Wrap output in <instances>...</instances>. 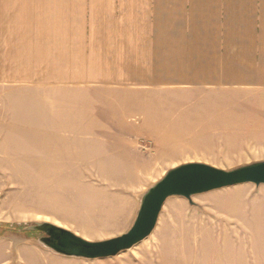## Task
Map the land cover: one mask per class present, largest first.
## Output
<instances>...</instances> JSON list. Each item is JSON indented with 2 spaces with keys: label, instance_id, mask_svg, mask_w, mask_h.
Here are the masks:
<instances>
[{
  "label": "crops",
  "instance_id": "obj_1",
  "mask_svg": "<svg viewBox=\"0 0 264 264\" xmlns=\"http://www.w3.org/2000/svg\"><path fill=\"white\" fill-rule=\"evenodd\" d=\"M58 5V34L37 37L30 19L16 13L35 0H0V140L26 131L30 154L28 165L13 166L17 171L126 172L122 150H77L69 162L60 143L146 136L137 127L157 124L179 92H204L207 114L219 110L239 124L264 120V0ZM259 191L220 202L234 217L228 220L251 227L255 238L264 236ZM238 252L239 260L225 263L264 264L254 247Z\"/></svg>",
  "mask_w": 264,
  "mask_h": 264
},
{
  "label": "rangeland",
  "instance_id": "obj_2",
  "mask_svg": "<svg viewBox=\"0 0 264 264\" xmlns=\"http://www.w3.org/2000/svg\"><path fill=\"white\" fill-rule=\"evenodd\" d=\"M58 4L59 0H35L34 8L20 6L16 13L24 20L30 19L29 26L33 23L37 37L53 36L58 34ZM203 94L199 91L175 94L174 105L165 109L157 124L149 121L143 130L137 127L148 135L137 136L133 141L60 143L69 155L62 160L69 162L76 160L71 152L77 150L79 153L91 148L122 150L129 164L126 172L33 173L27 167L21 169L25 171H17L13 166L30 163L26 131L20 130L16 135L10 131L5 133L0 140V224L21 228L19 232L0 236L3 251L0 262L226 264L239 260L238 250L247 251L252 247L260 250L257 256H264L261 251L264 236H251L254 231L251 227L228 220L233 215L227 208H220L222 200H246L255 197L259 190L258 196L264 201V187L251 184L193 196L194 206L184 198H169L150 237L112 258L82 260L55 255L36 243L40 234L23 231L34 223H49L91 242L109 240L129 230L140 195L168 170L183 164L202 163L228 171L264 161V120L239 124L235 119L221 117L219 110L207 114L201 101ZM260 214L264 218V207ZM259 232L264 234V227Z\"/></svg>",
  "mask_w": 264,
  "mask_h": 264
},
{
  "label": "water",
  "instance_id": "obj_3",
  "mask_svg": "<svg viewBox=\"0 0 264 264\" xmlns=\"http://www.w3.org/2000/svg\"><path fill=\"white\" fill-rule=\"evenodd\" d=\"M244 184L264 186V161L228 171L202 163L183 164L168 170L140 195L134 221L121 236L91 242L49 223H34L24 227L23 231L40 234L36 243L55 255L82 260L112 258L150 237L169 198H184L194 206L193 196Z\"/></svg>",
  "mask_w": 264,
  "mask_h": 264
},
{
  "label": "trees",
  "instance_id": "obj_4",
  "mask_svg": "<svg viewBox=\"0 0 264 264\" xmlns=\"http://www.w3.org/2000/svg\"><path fill=\"white\" fill-rule=\"evenodd\" d=\"M0 228L2 229V233H0V236L5 235L6 233H16L20 231L21 226L17 225H2L0 224Z\"/></svg>",
  "mask_w": 264,
  "mask_h": 264
}]
</instances>
